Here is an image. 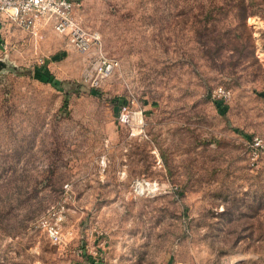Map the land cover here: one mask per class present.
I'll use <instances>...</instances> for the list:
<instances>
[{"label": "rangeland", "instance_id": "obj_1", "mask_svg": "<svg viewBox=\"0 0 264 264\" xmlns=\"http://www.w3.org/2000/svg\"><path fill=\"white\" fill-rule=\"evenodd\" d=\"M73 1L0 24V264H264V0Z\"/></svg>", "mask_w": 264, "mask_h": 264}, {"label": "built area", "instance_id": "obj_2", "mask_svg": "<svg viewBox=\"0 0 264 264\" xmlns=\"http://www.w3.org/2000/svg\"><path fill=\"white\" fill-rule=\"evenodd\" d=\"M74 8L73 0H0V24L8 21L25 30H32L37 24L46 21L56 33L66 36L77 50L89 52L99 47L100 35L78 21ZM116 62L114 58L106 56L99 50L93 64L97 72L94 82L97 84L100 79L107 76L116 66ZM217 90L219 95H227L222 87H218ZM137 114L123 104L118 109L117 121L122 124L141 125L142 120ZM248 147L254 161L264 157V135L251 137ZM47 233L51 241L56 243L60 240L61 234L55 225L49 226Z\"/></svg>", "mask_w": 264, "mask_h": 264}]
</instances>
